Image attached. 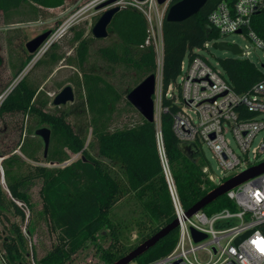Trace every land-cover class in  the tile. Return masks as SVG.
Instances as JSON below:
<instances>
[{
  "label": "trees",
  "instance_id": "obj_1",
  "mask_svg": "<svg viewBox=\"0 0 264 264\" xmlns=\"http://www.w3.org/2000/svg\"><path fill=\"white\" fill-rule=\"evenodd\" d=\"M67 1L0 0V12L9 15L23 6H28L37 17L47 19L51 16L50 11L63 8ZM222 1L233 0H207L197 14L182 22H167L164 19L162 28L164 88L177 79L180 64L185 57L192 59L198 56L197 50L203 49L206 42L218 39V34L210 27L208 17ZM251 29L258 39L264 41V10L252 17ZM52 32L53 30L50 31L51 34ZM108 32L114 34L118 41L113 46L97 50L103 61L113 68L120 67L136 72L139 78L135 85L142 78L156 73V52L153 44H146L147 22L138 10L130 6L120 7L112 18ZM93 40L83 38L82 32L74 34L72 39L74 63L81 74L80 82L90 118L92 137L87 145L66 122L63 113L52 115L35 104L34 99L39 85L30 79L32 71L24 74L22 70L34 60L37 51L25 56L16 81L0 104V118L15 114L26 117L35 115L50 126L51 137L57 141L49 144L47 156L43 158L45 161L61 164L69 158L65 150L73 153L82 151L80 159L65 167L32 166L27 175L9 181L6 187L11 199L7 198L0 185L2 226L0 240L6 250L9 264H22L27 251L18 223L11 221L6 212L12 207L15 216L24 218L23 211L14 200L31 207L24 189L34 179L42 181L39 190L42 213L49 222L50 230L57 233V243L38 261L40 264H70L72 258L108 226L112 209L128 195H134L141 202L144 215L151 223L140 234L137 245L176 219L156 143V124L142 118L141 122L131 127L111 129L118 104L133 88L118 90L101 75L96 65H88L89 47ZM62 59V55L57 51V45L53 44L46 51L44 58L35 63L33 69L42 66L50 70ZM218 62L229 84L238 94L252 91L264 78V72L247 58L229 57ZM168 105L169 111L161 114L164 150L180 205L188 211L213 190V186L202 173V156L194 162L179 148V141L172 132V114L176 108L170 106L169 101L163 98L162 106ZM23 128L22 125L19 127V140L10 156L1 163L6 177L10 174L6 167H11L13 161L19 159L18 155L13 153L17 148L31 160L39 161L35 154L27 153L24 147L26 139H22ZM93 150H96L97 156L104 161L92 155ZM224 208L235 209L226 196L208 204L203 210L207 214H212ZM30 225L31 220L29 221L31 234ZM260 230L264 233V224L260 226ZM177 237V228L172 229L134 262L148 264L164 257L174 248ZM112 239V243L101 256L107 264L117 261L136 247L126 248L120 245L117 238Z\"/></svg>",
  "mask_w": 264,
  "mask_h": 264
},
{
  "label": "built area",
  "instance_id": "obj_2",
  "mask_svg": "<svg viewBox=\"0 0 264 264\" xmlns=\"http://www.w3.org/2000/svg\"><path fill=\"white\" fill-rule=\"evenodd\" d=\"M107 1L110 0H91L73 9L60 31L71 28L84 14L92 16V11H97L98 6ZM175 2L165 0L160 4L158 0H115L101 8L105 11L113 7L130 6L138 10L147 22L146 44H153L156 56L160 59L153 96L156 143L175 209L178 237L174 248L167 255L148 264H264V233L260 230L264 224V173L225 193L224 196L235 206L233 210L224 208L208 215L201 209L188 217L180 205L164 150L161 114L168 112L170 107L162 106V99H167L170 106L176 108L172 114V132L176 139L194 144L202 159V148L205 146L209 149L219 174L215 175L204 159L202 173L214 189L234 175L264 163V78L252 91L238 94L229 84L219 62L212 65L208 59L198 55L192 59L185 57L177 79L164 88L162 28L167 11ZM261 10H264V0L220 2L208 17L210 27L218 34L214 42H225L226 36L236 34L264 50V41L258 39L251 29L252 17ZM60 31L50 34L41 49L48 48L53 39L61 34ZM234 57L245 59L246 55L243 57L241 51ZM5 94L0 96V104ZM65 151L69 156L66 161L61 164L49 163L48 166L65 167L82 156V151ZM7 157L0 158V169ZM2 189L11 199L7 187ZM14 202L24 214V218L18 217L15 222L30 246L22 264H40L31 252L30 208L25 203ZM193 231L205 235V238L195 240ZM249 231L251 233L248 236L235 243L238 237ZM0 264H9L1 240Z\"/></svg>",
  "mask_w": 264,
  "mask_h": 264
},
{
  "label": "rangeland",
  "instance_id": "obj_3",
  "mask_svg": "<svg viewBox=\"0 0 264 264\" xmlns=\"http://www.w3.org/2000/svg\"><path fill=\"white\" fill-rule=\"evenodd\" d=\"M91 0H68L63 8L52 10L47 19L37 17L35 12L28 6L4 15L0 12V96L8 91L16 81L20 72L23 60L28 54L26 43L37 36L53 30L56 34L64 21L73 13V9L80 8ZM103 11L97 8L92 16L84 14L81 19L71 28L60 31L48 48L38 49L37 56L22 71L24 74L31 72L30 79L39 89L34 99L38 107L49 114H64L65 120L71 125L74 132L80 136L87 145L91 140V129L89 127V114L85 103V94L81 86V74L78 71L75 62V51L72 48L73 35L82 32L83 38L94 39L90 43L88 54V65H96L103 77L112 83L118 90L124 91L127 88H134L139 78L136 72L124 68L111 67L103 61L97 54V50L103 47H110L117 44V37L109 33L104 39H95L92 36V27L100 17ZM59 24L57 25V22ZM229 46L235 44L242 51L243 57L252 61L262 72H264V50L258 48L255 43L249 39L242 38L236 34H230L224 38ZM56 44L57 51L63 59L48 70L47 67L39 66L34 68L35 63L44 58L46 51ZM199 55L209 60L214 65L220 59L234 57L230 51L219 50L217 43L206 42L203 49L198 51ZM160 59L157 56V63ZM71 86L74 92V101L68 102L63 106H53L52 100L65 86ZM140 113L128 103L126 96L118 104L117 111L113 115L111 129H122L138 124L142 120ZM23 126L22 139H26L25 149L27 153L35 154L38 162L31 160L23 151L17 148L13 151L19 157L13 161L8 177L4 176L3 169H0V185L2 188L14 179H19L28 174L32 166H48L50 162L44 158V143L41 137L35 134L37 129L50 126L42 122L37 116L29 117L21 114L5 115L0 118V158L10 156V153L19 140V127ZM57 140L51 137L50 145ZM50 147V146H49ZM233 147L234 144H233ZM203 159L206 160L215 175L219 174L217 164L213 160L208 148H202ZM91 154L97 156L96 150ZM104 161L103 158H99ZM202 159V160H203ZM57 166H54V168ZM42 181L34 179L25 187L31 205V252L36 261H39L52 247L57 243V233L50 230L47 218L42 213V200L39 194ZM6 215L11 221H17L13 208L10 207ZM210 215V214H208ZM109 223L106 228L100 231L94 241L88 242L73 258L70 264H107L101 259L102 252L112 243L113 238H117L123 247L137 246L140 234L151 224L145 217L141 202L134 196L128 195L122 198L112 209L109 217ZM2 227V226H0ZM26 243V251L29 249Z\"/></svg>",
  "mask_w": 264,
  "mask_h": 264
},
{
  "label": "water",
  "instance_id": "obj_4",
  "mask_svg": "<svg viewBox=\"0 0 264 264\" xmlns=\"http://www.w3.org/2000/svg\"><path fill=\"white\" fill-rule=\"evenodd\" d=\"M115 0H110L105 3H102L98 6V9L104 8L107 5L111 4ZM165 0H158V3H163ZM207 0H179L172 4L167 11L166 21L167 22H182L190 18L191 16L197 14L199 10L205 5ZM119 11V7H113L103 11L96 21V23L92 27V36L95 39H104L108 36V27L112 21V18L116 12ZM50 31L45 32L36 38L30 40L26 43V49L29 54L35 53L40 49V47L45 43V41L50 36ZM217 47L219 50L230 51L233 55L239 54L241 51L237 45L229 46L225 42L217 43ZM264 67V66H262ZM155 85H156V77L155 74L148 75L145 79H143L137 86H135L126 96L127 101L140 113V115L147 121H154V99L153 96L155 94ZM74 101V92L71 86H65L52 100L53 106H63L68 102ZM35 134L43 140L44 143V158L47 156L51 130L49 128L43 127L37 129ZM179 148L181 151L192 161L196 162L200 154L198 153V149L194 144L179 142ZM264 173V163H261L255 167H252L246 171H243L233 177L224 181L221 185L211 190L207 195H205L202 199H200L191 209L186 211L188 217H191L193 214L198 212L201 209H204L208 204L216 201L218 198L222 197L229 190L241 185L246 182L250 178ZM178 227L177 219L173 221V223L163 227L158 232H156L153 236L149 237L135 248L130 250L123 257L118 259L117 261L111 264H130L134 262L136 259L145 254L150 248H152L161 238L167 235L172 229H176ZM251 232H246L240 237H238L235 243H239L246 236H248ZM193 235L195 240H201L205 238V235L199 234L193 231Z\"/></svg>",
  "mask_w": 264,
  "mask_h": 264
},
{
  "label": "bare ground",
  "instance_id": "obj_5",
  "mask_svg": "<svg viewBox=\"0 0 264 264\" xmlns=\"http://www.w3.org/2000/svg\"><path fill=\"white\" fill-rule=\"evenodd\" d=\"M35 60V59H34ZM32 64V63H31Z\"/></svg>",
  "mask_w": 264,
  "mask_h": 264
}]
</instances>
